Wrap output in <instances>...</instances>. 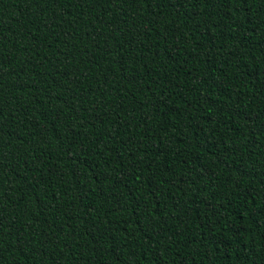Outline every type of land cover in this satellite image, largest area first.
<instances>
[{
	"label": "trees",
	"instance_id": "1",
	"mask_svg": "<svg viewBox=\"0 0 264 264\" xmlns=\"http://www.w3.org/2000/svg\"><path fill=\"white\" fill-rule=\"evenodd\" d=\"M0 264H264V0H0Z\"/></svg>",
	"mask_w": 264,
	"mask_h": 264
}]
</instances>
